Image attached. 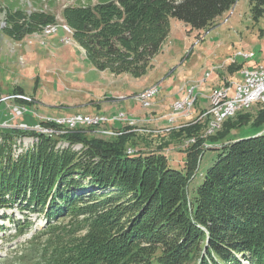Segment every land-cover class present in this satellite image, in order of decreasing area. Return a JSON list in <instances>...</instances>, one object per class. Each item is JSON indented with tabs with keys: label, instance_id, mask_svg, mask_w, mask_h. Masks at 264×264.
I'll list each match as a JSON object with an SVG mask.
<instances>
[{
	"label": "trees",
	"instance_id": "obj_1",
	"mask_svg": "<svg viewBox=\"0 0 264 264\" xmlns=\"http://www.w3.org/2000/svg\"><path fill=\"white\" fill-rule=\"evenodd\" d=\"M236 1L90 0L65 7L62 16L101 68L142 72L160 49L170 19L203 31ZM248 2L253 19L264 15V0ZM9 10L7 28L17 35L25 25L33 31L54 20L44 10ZM227 69L234 76L242 63ZM249 109L255 113L244 112ZM209 120L195 119L177 130L178 137L194 139L184 149L183 169L171 168L160 146L129 154L121 140L110 143L77 130L48 136L0 125V207L19 202L46 210V220L56 212L82 216L76 226L83 235L68 229L40 245L44 264H264V101L237 110L205 135ZM243 125L256 132L230 135ZM24 136L36 141L15 158L14 141ZM60 138L82 149L55 151ZM206 144L217 145L212 148L219 153L190 194Z\"/></svg>",
	"mask_w": 264,
	"mask_h": 264
},
{
	"label": "rangeland",
	"instance_id": "obj_2",
	"mask_svg": "<svg viewBox=\"0 0 264 264\" xmlns=\"http://www.w3.org/2000/svg\"><path fill=\"white\" fill-rule=\"evenodd\" d=\"M88 1L0 0L1 126L34 129L48 136L53 134L40 129L50 128L54 130V135L77 130L88 138L110 143L121 140L125 152L129 154L138 149L155 150L160 146L164 148L169 166L183 169L186 161L184 149L194 139L178 137L176 133L181 126L209 116L205 130L207 135L217 130L226 117L256 103L239 104L230 115L219 121L215 118L219 109L215 111V106L212 107L211 96L214 88L225 89L233 80H237L228 71L229 64L255 66L243 68L241 72L264 69V15L253 19L248 0L236 1L227 13L203 31L170 19L169 30L160 49L149 59L142 72L101 68L100 60L90 58L84 47L75 40L73 29L62 16L63 9ZM96 1L91 0L92 3ZM12 7H19L27 15L44 10L53 14L54 20L38 30L30 31L31 28L25 25L26 19H23L19 23L24 24L25 28L17 35L7 28L10 26L8 17L13 13L9 9ZM239 53H244L242 55L248 58ZM151 86H156L158 90L145 104L138 95ZM189 91L191 94H188ZM205 95L208 96L209 105L200 115L201 107L195 102L200 101V105L204 106ZM187 97L193 100L190 104L187 102L188 105L184 104V107L175 105L178 101L183 103ZM260 100L258 102L264 101ZM17 108L21 109L20 114H17ZM244 112L255 113L253 109ZM57 119H62L64 123L52 122ZM68 119L78 122L71 126ZM87 119L93 120L89 122ZM247 126L235 128L230 135L234 137L250 131ZM35 141L30 136L14 141L15 158L23 148L32 146ZM206 145L199 156L198 170L189 182L190 194L201 183L203 174L219 153L214 149L217 145ZM64 149L78 151L82 148L80 143L69 146L60 138L54 144V150ZM57 188H53L52 192ZM47 202L50 203L49 198ZM45 211H32L19 202L0 207V264H44L38 253L40 245L44 246L47 239L54 238L57 232L66 235L65 230L68 229L76 236L85 233L81 226H76L82 216L76 218L72 213L60 215L56 212L55 218L46 220ZM17 219H21L20 225L13 223ZM21 231L27 232L18 235ZM53 245L47 248L50 254Z\"/></svg>",
	"mask_w": 264,
	"mask_h": 264
},
{
	"label": "bare ground",
	"instance_id": "obj_3",
	"mask_svg": "<svg viewBox=\"0 0 264 264\" xmlns=\"http://www.w3.org/2000/svg\"><path fill=\"white\" fill-rule=\"evenodd\" d=\"M51 29V28H50ZM56 30H57V27H56ZM244 54V53H242ZM239 53V55H242ZM244 57H247L246 55H242ZM251 56V55H250ZM248 58V57H247ZM235 60V59H234ZM258 70V69H257ZM262 73V70H259V71H256V72H252V70H243L241 72L242 74V79H240V81L242 82H246V75L247 77H255L259 74V82H264V74H260ZM239 81V82H240ZM232 83V82H231ZM228 84V88H224L225 89H221V88H214L213 91H212V97L214 96L213 100H212V107L215 106V111L216 109H221L223 107H225V105L227 104L228 101H231V97L229 96H232V92H236V84ZM156 92V87H149L147 89H145L144 91H142L138 98L141 99L145 104H148V101L146 100L148 97H151L154 93ZM191 94V91L188 92V94ZM149 99V98H148ZM260 99H264V83H263V88H262V97L260 96H253L252 99H250V103L248 104H245V103H237V104H234L232 105L231 107L225 109L224 111H222V114L216 118L217 120L221 121V119L224 117V116H227V115H230L231 111L235 110L237 108V106L239 104H242V106H245V105H249L253 102H258V101H262ZM193 100H189V97H187L183 103H180L182 105V107H184V104H186V106L188 105V103L190 104ZM179 102V101H178ZM188 102V103H187ZM176 105V104H175ZM176 107V106H175ZM179 108V107H178ZM181 108V107H180ZM186 108V107H185ZM184 108V109H185ZM177 109V108H175ZM179 110V109H178ZM212 111H213V108H212ZM214 113V112H213ZM217 114H219V111L217 112ZM82 117V116H81ZM83 118V117H82ZM60 120V119H59ZM58 119L55 120V121H59ZM65 120V119H64ZM79 120V119H78ZM81 120V119H80ZM89 122L92 121L93 119L89 120L87 119ZM97 120V119H96ZM214 121V120H213ZM67 122V121H66ZM68 122H70L71 126L75 125V123H77L78 121L76 119H71V121L68 119ZM215 122V121H214ZM58 124H62L64 123V121L62 122H57ZM212 123V122H211ZM67 124V123H66ZM217 124V123H216ZM54 125V123H53ZM212 125V124H211ZM214 125V124H213ZM212 127V126H211Z\"/></svg>",
	"mask_w": 264,
	"mask_h": 264
},
{
	"label": "built area",
	"instance_id": "obj_4",
	"mask_svg": "<svg viewBox=\"0 0 264 264\" xmlns=\"http://www.w3.org/2000/svg\"><path fill=\"white\" fill-rule=\"evenodd\" d=\"M55 32V31H54ZM53 32V33H54ZM264 74V69H262V73ZM206 81L207 78H204ZM264 82H259V74L255 77H247L246 75V82H239L238 80H233L231 84H236V92H232L231 101H228V105L225 107L219 109V114L215 116V118H218L222 111L225 109L231 107L234 104L237 103H250V99L253 98V96H260L262 97V88H263ZM228 88V86L226 87ZM214 96L212 97L213 100ZM181 102H177L176 105H180ZM17 114L21 113V109L17 108L15 109ZM52 122H62L61 121H52ZM43 132L54 134V130L52 129H40Z\"/></svg>",
	"mask_w": 264,
	"mask_h": 264
},
{
	"label": "crops",
	"instance_id": "obj_5",
	"mask_svg": "<svg viewBox=\"0 0 264 264\" xmlns=\"http://www.w3.org/2000/svg\"><path fill=\"white\" fill-rule=\"evenodd\" d=\"M59 30V29H58ZM57 30V31H58ZM53 34V33H52ZM52 34H50V35H52ZM253 67H255V66H253ZM253 67H247V66H244L243 64H242V68H249V69H251V68H253ZM242 76V74H241V71H240V73L239 74H234V77L233 78H235V79H239L240 77ZM202 77V76H201ZM207 87H210V86H207ZM214 87V86H213ZM211 89V88H210ZM208 95V94H207ZM207 95H205L204 96V98H205V105L204 106H201L200 105V101L199 102H195V103H197V105H198V107H201V110H204V109H206L207 107H208V105H209V102H208V96ZM200 110V111H201ZM264 131V130H263ZM249 132V131H248ZM256 132V131H255ZM254 131H252V130H250V134H253V133H255ZM260 132H262V131H260ZM260 132H257V133H260ZM244 134H246V133H243V134H240L239 136H243Z\"/></svg>",
	"mask_w": 264,
	"mask_h": 264
},
{
	"label": "water",
	"instance_id": "obj_6",
	"mask_svg": "<svg viewBox=\"0 0 264 264\" xmlns=\"http://www.w3.org/2000/svg\"><path fill=\"white\" fill-rule=\"evenodd\" d=\"M4 126H6V125H4ZM8 126V125H7ZM25 126V125H24ZM262 132H263V130H262Z\"/></svg>",
	"mask_w": 264,
	"mask_h": 264
}]
</instances>
